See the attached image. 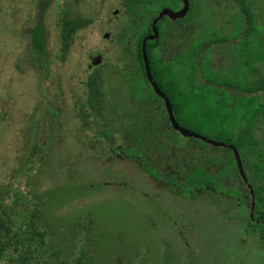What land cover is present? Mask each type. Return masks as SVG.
Segmentation results:
<instances>
[{
    "label": "rangeland",
    "instance_id": "rangeland-1",
    "mask_svg": "<svg viewBox=\"0 0 264 264\" xmlns=\"http://www.w3.org/2000/svg\"><path fill=\"white\" fill-rule=\"evenodd\" d=\"M217 1L221 5L214 7L220 14L215 22L222 31L223 17L230 10L224 0ZM254 2L264 38V0ZM121 4V0H0L1 210L15 220V229H25L22 223L35 215L36 208L41 209L42 202L49 223L46 248L50 252L53 243H58L69 259L89 248L101 264H264V240L246 232L236 218L233 201L227 200L223 207L211 205L206 198L187 201L158 188L133 163L109 151L97 155L89 150L86 138L92 135L89 132L83 138L76 110L85 97L89 58L101 55V64L94 69L102 74L107 88L125 104L133 101L129 87L116 74L125 75L126 68H132L131 56L137 51L132 38V55L126 54L125 42H117L128 25ZM162 7L155 9L156 15ZM63 14L89 21L74 35L65 54L59 24ZM40 24L44 57L34 53L31 43ZM172 25L167 19L162 22V28ZM171 33L164 42L165 56H173L182 46L178 34ZM211 58L217 70L228 65L223 53L216 51ZM260 72L264 74V64ZM131 84L139 95L149 92L138 71ZM118 103L115 100L112 105ZM254 126L263 163L256 159L259 172L249 166L245 175L255 181L253 175L261 174L258 184H264V120L258 116ZM203 133L211 137V129ZM174 137L178 144L192 141ZM183 146L198 148L194 141ZM182 151L173 150L181 166ZM239 183L238 179L224 180L223 186L245 189ZM241 200L249 214L247 199ZM18 254H3L0 264H12Z\"/></svg>",
    "mask_w": 264,
    "mask_h": 264
},
{
    "label": "trees",
    "instance_id": "trees-1",
    "mask_svg": "<svg viewBox=\"0 0 264 264\" xmlns=\"http://www.w3.org/2000/svg\"><path fill=\"white\" fill-rule=\"evenodd\" d=\"M234 1L245 17L247 28L244 30L242 39L234 46L237 50L236 57L233 59L235 68H228V76H225L223 72L219 77H214L211 74V88L202 82L195 85V80L191 77H185L182 81L181 68L184 66V60L170 61L165 66L164 63L156 59V49L160 40L147 42L145 49L152 80L169 100L179 126L183 129H190V132L205 139L231 146L240 157L244 173H247L249 166L259 172L261 168L256 165L255 161L260 159L263 163V159L258 152V142L253 131L256 118L259 116L264 120V74L260 75L255 67L256 62L264 64V38H260L263 29L258 24L252 7L254 0ZM121 2L124 14L128 16V25L123 32L125 37H120V42L127 41V37L136 41L135 56L140 67V78L151 93L142 68L141 44L145 37L152 33L151 25L157 17L155 9L160 5L163 6V10L165 8L176 9L175 6L179 4V0H121ZM162 22L160 21L156 25L158 32ZM59 24L61 50L65 54L74 35L88 26L89 21L68 18L63 14ZM31 43L34 53L39 57H44L45 44L41 24L32 33ZM174 64L178 66L175 67ZM192 68L195 69L194 64ZM201 68L205 69L203 63ZM46 71L47 66H44V73ZM255 72L258 73L254 75ZM84 87L86 89L84 100L76 106L77 120L81 124L80 132L83 138H86L87 133L91 132L92 136L86 138V143L97 155L109 150L113 155L118 154L122 161H129L139 166L143 171H148L147 159L155 144L149 143L147 137L157 136L161 133L169 140L161 149L160 156L170 161L169 164L173 168L174 174L169 172L150 173L149 176L160 188L188 200L207 198L210 190L214 188L216 204L219 207H223L221 204L225 203L226 199L240 198V193L237 190H224L221 186L225 178L234 180L237 175L236 164L230 150L214 148L193 139L188 142L194 141L198 148L188 146L184 149L183 144L188 142L183 141L178 144L174 135L179 134L171 130L169 126L163 127L166 117L161 116L154 109L149 110L145 117L132 121L128 126L125 124L129 120L128 112L113 110V108L109 111L105 110V94L102 91L104 84L96 76V73L87 76ZM140 97L143 99V95ZM187 107H190L188 112ZM209 129H211V137L203 133ZM116 134L124 137L122 142L113 141ZM180 148L183 149L185 167L176 168V157L172 153L173 150ZM205 148L209 151L212 149L222 156L206 152L203 150ZM210 164L215 167L214 175L208 172ZM262 178L263 175L257 174L253 175L255 181L247 180L254 194V199L251 200V203L254 202V210L251 213L253 214V223L242 202L238 214L241 221L246 224L247 232L258 234L264 240V184H258ZM219 192L225 198L218 196ZM35 211L33 217L29 216L28 218L27 216L22 223L25 225V229H15V220L0 208V257L7 252L19 253L16 259H11L12 264H28L29 262H31L30 264L34 262L36 264H101L95 251L92 252L89 248L86 251L80 250L77 257L72 259H69L59 248L58 243H53L50 252H48L46 247L49 234L46 223H49L46 221L42 202L41 209L36 208ZM84 230L90 232V229L84 228ZM88 242H90L89 239ZM85 248L87 249V246Z\"/></svg>",
    "mask_w": 264,
    "mask_h": 264
},
{
    "label": "flooded vegetation",
    "instance_id": "flooded-vegetation-1",
    "mask_svg": "<svg viewBox=\"0 0 264 264\" xmlns=\"http://www.w3.org/2000/svg\"><path fill=\"white\" fill-rule=\"evenodd\" d=\"M224 1H225V5H229L228 8H229L230 12L228 14H226V12H225L226 15H224V17H223V20H225V21L221 20L224 23V27L222 30L223 32L220 31L221 27H217L216 25H218V24H216V22H215L217 20V17L219 18L220 14H219V11L215 12L214 7L221 5V2H218L217 0H187L188 12L184 18L177 19L175 21H171L170 19L164 17L161 20V21H164L165 19H167V20L171 21V23H173L174 25H172L168 28L166 26H164L162 28V24H161L160 31L159 32L157 31L158 37L155 41L162 39L161 42H159L158 47L156 49V52L158 55V60L164 64H167L168 62L174 61V60L177 61L178 59L184 60V66H182V68H181L182 81H184L185 77L186 78L191 77L195 80V83H194L195 85L202 82L204 85L207 84L211 88V74L214 77H219L221 75V73L223 72L225 74V76H228L229 75L228 68H235V65H234L235 63H234L233 59L236 57L237 50L234 48V46L237 45L239 43V41L242 39V36L244 35V30L247 28V25L245 23V17L243 15V13L241 12L237 3L234 0H224ZM227 1H229V2H227ZM253 3H254V6H252V7L255 9L256 4H255V2H253ZM182 7H183V5L181 3V0H179V8L175 9V11H173V12L180 11L182 9ZM171 32L178 34L177 36L179 38L177 40L181 42L182 46L181 47L178 46V48L176 50V54H174L173 56H167V55L165 56L164 52H166V51L163 50L164 49V42L171 38L170 37L172 35ZM104 36L108 37V35H106V34ZM160 36L162 38H160ZM120 37H125V36L123 34V36H119V38L117 39V42L119 45H120V43H124V42H120ZM260 38L261 39L263 38L262 33H261ZM232 39H234V40H232ZM130 41H131V39L129 37H127V41H125L126 44L123 45L127 55H132L131 54L132 53V50H131L132 46L129 45ZM217 44H219V45L216 46ZM220 48H222V49H220ZM173 51L171 54H173ZM216 51L218 52L219 55L223 53V58L227 59L226 62H228L227 66H221L220 65L221 67L218 70L216 69L215 64L213 63V60L211 58L213 56V53ZM133 56H131L132 68L131 69L126 68L125 75H122L121 72L116 71V74L119 75L122 78V81L125 82L126 86L129 87V96H130L131 100H133L131 102V104H125V101L124 100L122 101L121 97L116 95L117 92L114 93V91L112 89H108L105 82H104L102 74H100L99 71H97V69H94L99 64H101V61H102L101 55H96L94 57L89 58V65L87 66V70L89 73L88 75H90L92 73H96V76L99 77L103 81V84H104V88L102 89V91L105 94V100H104L105 101V104H104L105 110L109 111V109L113 108V110L116 109V110H122L124 112H128L129 120L126 121L125 124L129 126L132 123V121L134 122L140 117H145L149 110L154 109L156 112H159L161 116L166 117L165 121L163 122V127L169 126L170 129L173 130L171 127V123L168 119V114H167L165 105L163 103V100L161 98H159L154 93L153 89L151 88V86L149 85V83L146 79L145 69H144V64H143L142 59L141 60H142V68H143V72H144V77H145V80H146L149 88L151 89V93L147 92V93L143 94V99H141L140 96H142V95L137 94L138 92H135L132 89L131 83L132 82L134 83V81L136 79V72L137 71H138L139 76H140L139 63L137 62V59H136V56L134 53H133ZM94 63H96V65ZM202 63L205 67L204 70L201 68ZM193 64L195 65V69L192 68ZM262 65L263 64L260 62L255 63V67L259 71L260 75H263V72L262 73L260 72ZM192 70H194V71H192ZM257 73L258 72H255L254 75H256ZM204 79H206L207 81H205ZM85 92H86V89H85ZM115 100L119 101V103L117 105H112V103ZM129 101H130V99H129ZM171 109H172V107H171ZM105 110H103V111H105ZM172 112H173V110H172ZM174 119H175V117H174ZM175 121H176V119H175ZM123 139H124V137H121L118 134H116L115 137L113 138V141L117 143V142H122ZM184 139H191L192 140L193 138H184ZM147 140L149 141V143L155 144L153 146V148L151 149V152H150L149 157L147 159V162L149 165L148 171H143L139 166H137L133 163L136 166V168L139 169L148 178H150L153 182H154V180L149 176L150 173L161 174V173L169 172L170 174H174L173 168L169 164L170 161L167 158L160 156V154H161L160 151H161V149H163L165 147L164 144L166 141L169 140V138H167V136H164L160 133V135H157V136L155 135V136L147 137ZM193 140H195V139H193ZM196 141H199V140H196ZM89 150H91V149L89 148ZM106 151H109V150H106ZM106 151H104L102 154L104 155V153ZM109 154L121 160V157L118 154L113 155L110 151H109ZM176 161H177L176 168L180 167L181 164H179L178 156L176 157ZM234 162H235V160H234ZM183 166L185 167L184 162H183ZM214 168H215L214 165L210 164V166L208 168V172L210 173L209 170L211 169V173H210L211 175H214V172H215ZM236 170H237V168H236ZM235 179L240 180L239 184L241 186H245V189H240V190H238L236 188L229 189V190H237L240 193L239 199L236 198L234 200H229V201H233L235 203V207L237 208L236 218L241 223H243L241 221L239 214H238V212L240 210V204L242 202L241 198L245 197L247 199V202H245V201L244 202L246 203L247 206H249V218H250L251 213H253L251 210V200L252 199L250 197V192L248 190V182L244 183L242 181L241 177L239 176L238 170H237V175H236ZM235 179L233 181H235ZM177 180L180 181L179 179H177ZM225 181L229 182V181H231V179L225 178ZM154 183L156 184V186L158 188H160L156 182H154ZM221 186L224 188V190H227L223 186V184ZM216 187H218V186L216 185ZM160 189L164 190L162 188H160ZM170 194H172V193H170ZM217 195L221 196L222 198H225V196L221 192H219ZM174 196H176V195H174ZM177 197H179V196H177ZM206 197H207L206 199L211 203V205H216V191L214 188H212L210 190L209 195H207ZM185 200L190 201L188 199H185ZM227 200L228 199H226V201ZM250 220L253 223V221H254L253 218L252 219L250 218ZM243 225L246 226L245 223H243ZM246 232H247V226H246ZM247 233H250V232H247ZM250 234L258 235V234H253V233H250ZM260 238L262 239V237H260ZM166 247L168 249H171L169 244L166 245Z\"/></svg>",
    "mask_w": 264,
    "mask_h": 264
},
{
    "label": "water",
    "instance_id": "water-1",
    "mask_svg": "<svg viewBox=\"0 0 264 264\" xmlns=\"http://www.w3.org/2000/svg\"><path fill=\"white\" fill-rule=\"evenodd\" d=\"M181 3L183 5V7H182V9L180 11L173 12V11L165 9V10L161 11L157 15L156 19L152 22V25H151L152 34L150 36H148L146 39H144L142 44H141V56H142V60H143V64H144L146 79H147L149 85L151 86V88L153 89L154 93L159 98H161L163 100V103L165 105V108H166V111H167V114H168V119H169V121L171 123L172 129L175 132H177L183 138H193L195 140H199V141L205 143L206 145H210V146H212L214 148H227L228 150H230L232 152V154H233V157H234V160H235V163H236V168L238 170L239 176L241 177V179H242V181L244 183H247V178H246V176L244 174V171L242 169L241 160H240V157H239L237 151L234 150L231 146H226V145H224L222 143H217V142H214V141L207 140V139H205V138H203V137H201L199 135H196L194 133H191V132L181 128L176 123V121L174 119V115H173L169 100L161 93V91L157 88V86L155 85V83L152 80L151 73H150V68H149V64H148V59H147V55H146V49H145L146 48V43L147 42H153V41H155L157 39L158 32H157V29H156V25L164 17L170 19L171 21H175L177 19H182V18L185 17V15L188 12V3H187V0H181ZM94 64L96 65V63H94ZM248 190L250 192L251 199L253 200L254 199V194H253V191H252V189H251V187L249 185H248ZM253 209H254V202L251 203L252 212H253ZM250 218L251 219L253 218L252 214L250 215Z\"/></svg>",
    "mask_w": 264,
    "mask_h": 264
}]
</instances>
